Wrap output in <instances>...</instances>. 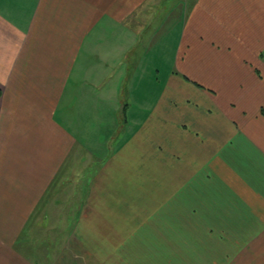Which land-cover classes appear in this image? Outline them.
Segmentation results:
<instances>
[{
	"label": "crops",
	"instance_id": "crops-1",
	"mask_svg": "<svg viewBox=\"0 0 264 264\" xmlns=\"http://www.w3.org/2000/svg\"><path fill=\"white\" fill-rule=\"evenodd\" d=\"M263 212L264 0H0V264H264Z\"/></svg>",
	"mask_w": 264,
	"mask_h": 264
},
{
	"label": "rangeland",
	"instance_id": "rangeland-1",
	"mask_svg": "<svg viewBox=\"0 0 264 264\" xmlns=\"http://www.w3.org/2000/svg\"><path fill=\"white\" fill-rule=\"evenodd\" d=\"M262 217H263V223H264V212L262 213ZM54 236H50V239H52ZM58 240L60 238H62L63 236H55ZM258 237V236H257ZM124 241V240H123ZM44 249L40 250V254ZM44 253V252H43ZM264 258V257H263ZM169 262H174V261H169Z\"/></svg>",
	"mask_w": 264,
	"mask_h": 264
}]
</instances>
